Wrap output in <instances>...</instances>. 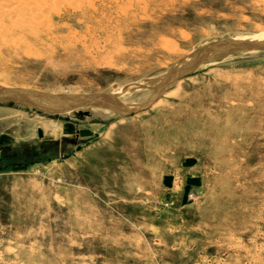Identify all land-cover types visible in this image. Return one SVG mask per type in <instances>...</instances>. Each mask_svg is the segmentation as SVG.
<instances>
[{"label":"rangeland","instance_id":"1","mask_svg":"<svg viewBox=\"0 0 264 264\" xmlns=\"http://www.w3.org/2000/svg\"><path fill=\"white\" fill-rule=\"evenodd\" d=\"M82 1L0 17V264H264V0Z\"/></svg>","mask_w":264,"mask_h":264},{"label":"bare ground","instance_id":"2","mask_svg":"<svg viewBox=\"0 0 264 264\" xmlns=\"http://www.w3.org/2000/svg\"><path fill=\"white\" fill-rule=\"evenodd\" d=\"M4 1H6L5 3H7L8 2V4L7 5H5V7L6 8H4L3 9V7H4ZM29 1V0H28ZM27 0H0V7H1V4L3 5L2 7H1V9H2V11L0 12V17L1 16H7V17H10V16H13V15H15V16H18V20L15 22L16 24H14V25H16L17 27H19V28H23V27H25L26 26V24H28V23H30V25L28 24L27 26H30V27H32V29L33 28H35V27H38V26H45L44 25V23H43V20H41L40 21V18L43 16L44 17V14H45V11H46V8H48L49 7V4H51V6L52 5H56V4H53V3H57V2H63V1H65V2H69L70 4H71V1L72 0H70V1H67V0H38V1H33V0H30L29 2H28ZM33 1V2H32ZM84 1V0H83ZM83 1H82V4H84L83 3ZM10 2V3H9ZM36 2V3H35ZM77 2H81V0L80 1H78L77 0ZM87 2V1H86ZM93 2H94V0L92 1V2H90L91 3V5L93 4ZM66 4V3H65ZM68 4V3H67ZM73 4V3H72ZM80 4V3H79ZM81 4V5H82ZM88 6H91L90 4H87ZM94 6V5H93ZM92 7V6H91ZM2 18V17H1ZM13 18V17H12ZM16 17H14V19H15ZM9 19V18H8ZM43 19H46V18H43ZM1 20V19H0ZM16 20V19H15ZM9 21H13V19L11 20H9ZM46 23V22H45ZM48 24V23H47ZM12 25V24H11ZM33 25V26H32ZM2 26V25H1ZM30 27H29V29H30ZM28 28V27H27ZM24 29V28H23ZM3 30V29H2ZM28 30V29H27ZM30 31H32V30H30ZM249 41H253V43H252V45H248V44H244L243 42H249ZM238 42V43H237ZM237 42H235L236 43V48H238V50L239 49H258L257 48V45L258 44H262V43H264V36H263V34L262 35H259V36H257V37H254L253 39H250V40H238ZM243 43V45L242 44H240V43ZM239 44V46H237ZM230 47H231V45H230ZM233 47H235V46H233ZM233 47H231V48H233ZM198 58V57H197ZM184 60V59H183ZM184 62V61H183ZM184 68V67H183ZM186 68V67H185ZM172 78V77H171ZM176 79H177V75L175 76V77H173L170 81H168V84L169 85H171V84H173L175 81H176ZM168 85V86H169ZM167 87V86H166ZM10 89V88H9ZM8 89V90H9ZM2 90V89H1ZM5 90V89H4ZM4 90H2V91H4ZM159 90L161 91L162 90V87H160L159 88ZM10 91V90H9ZM12 91V90H11ZM14 91V90H13ZM20 92V91H19ZM162 92V91H161ZM13 92H7V91H4V92H2V93H0V99H6V98H10V96H13L14 98H16V100L18 99V102L19 101H24L23 100V98H24V96H22L23 94H21V96H22V99L20 98L21 96H20V93H22V92H20L19 94L18 93H16L15 91H14V93L12 94ZM24 95H26V96H28V97H30L29 95H30V93L27 95V93L26 94H24ZM32 95V94H31ZM33 95H34V93H33ZM43 95V94H42ZM41 95V96H42ZM41 96H37V97H35V95L33 96L35 99V102H36V99L38 98V97H40L41 98ZM44 96V95H43ZM28 97H26V98H28ZM33 97H31V98H33ZM54 97V96H53ZM40 98H38V100L40 99ZM44 98L47 100V98H46V96H44ZM49 98H51V97H49ZM20 99V100H19ZM45 99L43 100L44 101V103L42 104V99L40 100V101H37V102H40L41 104H42V106H40V104H39V106H37V108L39 107H42V108H44L45 109V106L49 109V110H52V109H54V110H59V111H61L62 112V110L63 109H65V108H67L68 107V105H70V104H67V101L68 100H56V98L55 99H53V100H50V99H48L47 101H45ZM15 100V101H16ZM112 100H114V99H112ZM29 102H30V100H29ZM76 102H78V100L76 101ZM103 102V101H102ZM101 102V103H102ZM32 103V102H31ZM90 103H92V102H90ZM96 103V102H95ZM94 103V104H95ZM100 102H99V104H97L96 106H98V108H90L89 110H85V111H82L81 112V114H86L87 116H88V118L90 119L91 117H96V116H100V117H107V116H111L112 115V113H114V112H119V114H122V113H126L127 112V109H125V108H119V106L117 107L116 106V101L115 102H112V103H109V102H107L106 100L104 101V103H102L101 104ZM34 105H35V103H33ZM38 104V103H37ZM29 105V104H28ZM45 105V106H44ZM76 106H78L79 107V104H75ZM119 105V104H118ZM73 106H74V101H73ZM33 107V106H32ZM75 107V106H74ZM124 107V106H123ZM73 108V107H72ZM127 108V107H126ZM62 109V110H61ZM71 109V108H70ZM47 110V109H46ZM66 110H68V108L67 109H65V111ZM60 113V112H59ZM55 124H53L52 122L51 123H49V124H45L44 126H45V130H49L50 129V131H52L53 133H56L57 131H58V126L56 125V127L54 126ZM45 132V131H44Z\"/></svg>","mask_w":264,"mask_h":264},{"label":"water","instance_id":"3","mask_svg":"<svg viewBox=\"0 0 264 264\" xmlns=\"http://www.w3.org/2000/svg\"><path fill=\"white\" fill-rule=\"evenodd\" d=\"M244 44H248V45H252V43L253 42H243ZM243 43H241L242 45H243ZM227 45L228 46H230V45H232V46H236V43H227ZM237 46H239V44L237 45ZM39 111H44V110H40V109H38ZM38 136H39V138H43L44 137V133H43V131H42V129H39L38 130Z\"/></svg>","mask_w":264,"mask_h":264}]
</instances>
